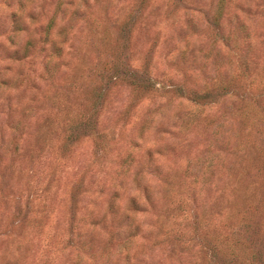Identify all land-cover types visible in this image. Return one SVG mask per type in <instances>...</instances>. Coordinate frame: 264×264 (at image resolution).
<instances>
[{
  "label": "rangeland",
  "instance_id": "rangeland-1",
  "mask_svg": "<svg viewBox=\"0 0 264 264\" xmlns=\"http://www.w3.org/2000/svg\"><path fill=\"white\" fill-rule=\"evenodd\" d=\"M0 264H264V0H0Z\"/></svg>",
  "mask_w": 264,
  "mask_h": 264
},
{
  "label": "trees",
  "instance_id": "trees-1",
  "mask_svg": "<svg viewBox=\"0 0 264 264\" xmlns=\"http://www.w3.org/2000/svg\"><path fill=\"white\" fill-rule=\"evenodd\" d=\"M136 182L138 181V179L135 180ZM139 184V183H138Z\"/></svg>",
  "mask_w": 264,
  "mask_h": 264
}]
</instances>
